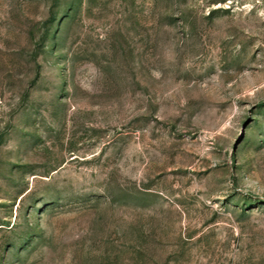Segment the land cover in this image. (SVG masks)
I'll return each instance as SVG.
<instances>
[{"label": "rangeland", "instance_id": "374dc122", "mask_svg": "<svg viewBox=\"0 0 264 264\" xmlns=\"http://www.w3.org/2000/svg\"><path fill=\"white\" fill-rule=\"evenodd\" d=\"M0 264H264V0H0Z\"/></svg>", "mask_w": 264, "mask_h": 264}]
</instances>
